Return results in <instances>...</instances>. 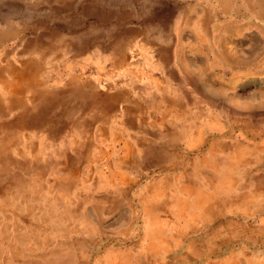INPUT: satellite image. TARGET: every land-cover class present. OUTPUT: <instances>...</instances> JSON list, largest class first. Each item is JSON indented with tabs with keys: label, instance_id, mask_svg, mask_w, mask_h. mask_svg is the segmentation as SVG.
<instances>
[{
	"label": "crops",
	"instance_id": "0c3cea01",
	"mask_svg": "<svg viewBox=\"0 0 264 264\" xmlns=\"http://www.w3.org/2000/svg\"><path fill=\"white\" fill-rule=\"evenodd\" d=\"M200 29L193 23L186 28V36L170 38L164 48L156 47L152 39L141 40L138 58L120 74L124 87L113 93L117 113L98 123L103 130L99 145L103 147L97 150L96 165L90 169L96 173L91 204L97 209L92 212L106 213L110 235H128L134 225V236L172 240L164 260L146 263L143 260L147 257L141 255L138 264H181L185 256V264H259L264 259V212H250L252 206L264 208V202L256 200L264 195V158L261 166L228 168L226 164L220 176L211 173L209 164L212 155L237 157L243 151L233 143L237 127L234 131L227 126L264 123V116H257L264 110V66H258L264 56V46L260 45L264 25L244 21L217 23L206 32ZM8 75L0 68V190L17 182L14 173L18 167H7L13 165L12 158L16 160L20 154L28 157L30 171H34V160L29 156L34 159L36 155V140L30 142L35 129L18 122L22 109L5 83ZM61 138L65 144L63 135L54 140L58 143ZM117 141L131 146V153L109 148ZM62 151L63 147L53 151L48 145L45 153L38 154L59 157V167H66L67 156L78 161V155ZM227 177L232 181L226 182ZM218 194L223 195V202L217 200L211 208V199ZM7 203L1 194L0 205ZM228 204L237 210L232 215L225 213ZM27 217L33 222V215ZM20 219L19 214H7L0 206V237H16L20 230L32 226L27 223L25 228ZM212 221L216 222L211 225ZM232 225L238 234L225 239L212 257L208 245L215 229ZM180 237L192 238L193 246H207L201 255L194 252L189 256L192 246L184 250L173 244V239L179 242ZM158 249L163 252L162 247ZM28 261L36 263L33 257Z\"/></svg>",
	"mask_w": 264,
	"mask_h": 264
},
{
	"label": "rangeland",
	"instance_id": "374dc122",
	"mask_svg": "<svg viewBox=\"0 0 264 264\" xmlns=\"http://www.w3.org/2000/svg\"><path fill=\"white\" fill-rule=\"evenodd\" d=\"M6 1L10 0H0V6ZM28 1L30 3L27 8L35 12L34 18L20 14L18 18H10L2 22L0 20V68H5L7 71H10L12 66L19 68L20 59L33 60L36 64L42 65L45 63L47 65L44 68H51V70L47 71L44 77L48 80L50 73L51 77H55L52 79L51 85H54V81L58 77L57 86H65L64 88L69 86L61 91L64 93L59 96L58 105L53 103L51 106L46 102L36 101L32 112L35 123L30 116L27 119L24 118V122L21 118L19 119L23 122H21L23 127L35 129L31 132L30 142L32 139L36 140L34 146L36 155L34 159L29 156L31 161L34 160V171H30L32 164L28 157L20 154L16 160L12 158L13 165L10 164L7 167H18V173H14L17 175V182L13 186L8 185L0 190L3 192L2 196L10 202L0 206L7 214H19V217L23 218L19 223L23 224L25 228L27 223H32V226L23 231L20 230L16 237H0V264H33L28 261L32 257L36 261L35 264H138L141 255L147 257V260H143L146 263L164 260L168 256L172 244L170 237L134 236L132 235L136 232L134 225L127 231L128 235H110L106 213L92 212V209H97L95 205L91 204V196L94 195L91 190L94 186L93 179L96 173L91 172L90 169L96 165V151L89 150L79 154L77 162L67 156L66 167L57 166L59 157L48 158L38 154L45 153L47 146H50L52 142L53 145L60 146L59 149L65 146L63 142H55L56 137L43 132L45 127L42 124L43 120L47 118L48 107H50V118H53V112L54 114L58 113V109L60 115L66 109L67 117L75 118L76 116L81 117L83 122L102 124L117 113L118 103L113 93L121 92L124 87L120 74L128 68L133 60L138 58L136 54L141 40L152 39L157 43L156 47L164 48L169 46L167 43L170 38L186 36V28L193 23L201 28V32H206L208 27L215 26L217 23L255 21L264 25V0H96L95 2L93 0L90 2L75 0L74 2L78 5V14L83 12V5L87 4L88 9L100 11L98 16L102 20H97L94 16L87 19L83 17V20H80L81 23L76 22L74 25L64 27L65 29L59 23H51L48 20L49 17L54 18L55 16L61 18L54 11L53 6L56 3H49L48 0H44L45 2L43 0ZM112 2L119 6L116 5L115 8L110 6ZM56 6L58 5L56 4ZM41 10H49L48 15H39L38 12ZM111 10L116 11L117 15L109 16L104 20V14ZM91 25H93L92 28H90ZM41 27L51 32L48 41H34L28 45L21 44L26 42L25 39L23 40L24 37L33 39L30 34L31 30H37L39 33ZM63 35L67 38L62 37ZM86 39L88 42L85 41ZM17 45L19 46L16 48ZM260 45L264 46V36L262 37V35L260 36ZM173 47L175 49L176 45ZM101 48L102 50H100ZM18 50L20 53L16 52ZM258 66H264V56L259 59ZM8 76V81H12L11 74ZM73 77L76 78V82L72 83ZM73 90L74 92H72ZM57 96L55 95L53 99H58ZM258 113L257 116H264V110L260 109ZM94 127L92 124L91 126L88 124L80 126L82 131L85 130L83 134L87 133V135L91 134L90 128ZM227 127L233 130L234 127H237V135H234L237 140L233 143L236 148H241L243 151L237 157L225 158L220 155H212L209 158L211 173L217 176L224 174L222 167L223 170H226V164H228V168L246 164L261 166L260 160L264 158V123ZM240 127L244 130L239 131ZM72 129L73 126L67 128V134L71 133ZM24 142V146L27 148V142ZM90 145L93 144L90 143ZM252 151L254 154L251 155ZM68 154L74 156L73 153ZM63 158L61 160L65 161ZM49 164L51 165L49 166ZM60 169L64 170L60 171ZM228 179L229 177L226 182L232 181H228ZM212 191L219 190L213 189ZM222 196L218 194L213 199L221 202ZM256 200L258 203H263L264 195L257 197ZM256 206L250 208L252 214L264 212V208H261L260 205ZM132 207L135 212L136 209L139 211L138 206ZM225 207V213L228 211L232 215L233 211H237L233 205L228 204ZM238 211L242 212L243 210L239 209ZM27 214L33 215V222L27 221L29 219ZM215 222L212 221L211 225ZM135 223L139 224V222ZM237 234L235 225L229 228L215 229L208 245L212 257L216 255L225 239L234 238ZM191 243L192 238L190 237H180L179 242L177 239H173V244L182 246L184 250L188 246H192L188 249L189 256H192L194 252L201 255L203 248L207 246L206 244L193 246ZM158 247H162L163 252L159 251ZM187 260L186 256L180 259L181 264H185ZM259 262V264H264V259ZM211 264L220 263L212 261ZM229 264L234 263L229 262Z\"/></svg>",
	"mask_w": 264,
	"mask_h": 264
},
{
	"label": "bare ground",
	"instance_id": "6f19581e",
	"mask_svg": "<svg viewBox=\"0 0 264 264\" xmlns=\"http://www.w3.org/2000/svg\"><path fill=\"white\" fill-rule=\"evenodd\" d=\"M44 1V0H43ZM46 1V0H45ZM44 1V2H45ZM49 3H56L58 6H53L54 8V11L56 12V15H60V17L58 16H55L54 18H51L49 17V21L51 23H59L63 28L65 27H69L68 25H74L76 22H80V20H83L82 18L85 17L86 19L88 17H96L97 20L100 18L98 15H99V12L100 11H96V9H88V5L85 4L83 5V12L79 13L78 14V5L76 4V2H74L75 0H48ZM54 1V2H53ZM92 0H85V2H90ZM94 2L96 0H93ZM37 2V0H36ZM41 2V1H40ZM28 3H30L28 0H23V1H19V0H10V1H6L3 3L2 6H0V20L1 22L6 20V19H10V18H18V15L22 14H26L28 15V17L30 18H34L35 16V12L33 10H29L27 8V5ZM32 4V3H31ZM83 4V3H82ZM33 5V4H32ZM119 4L115 3V2H112L110 3V6L114 7ZM87 6V7H86ZM102 6V4H101ZM121 6H123L121 4ZM32 7V6H31ZM81 11V10H80ZM49 10H41L39 13L42 14V15H48ZM104 12V11H103ZM83 14V15H82ZM115 14L117 15V12L114 11V10H111V11H107L104 16H103V19L105 20V18H108L109 16H115ZM51 16V15H50ZM122 16V15H120ZM48 17V16H47ZM119 17V16H118ZM126 17V16H125ZM84 18V19H85ZM121 18V17H119ZM23 20V19H22ZM99 20H102V19H99ZM12 21V20H10ZM47 21V20H46ZM120 21V20H119ZM37 23V21H36ZM35 23V25H36ZM105 23V22H104ZM14 24V23H12ZM41 24V22H40ZM9 25V24H8ZM7 26V24H6ZM79 26V25H78ZM77 26V27H78ZM93 25H91L90 28H92ZM77 27H75V29H77ZM48 28V27H47ZM64 28V29H65ZM146 28V27H145ZM74 29V30H75ZM104 29V28H102ZM107 29V28H106ZM29 30V29H28ZM39 30H41L39 33L38 31H34V30H29L30 31V34L31 36L33 37V39H36L35 41H48V39L51 37L50 36V33L51 32H48L44 27H41L39 28ZM43 30V31H42ZM70 30V29H69ZM78 30V29H77ZM65 31V30H64ZM68 33V31H67ZM53 34V33H52ZM55 34V33H54ZM90 34V33H88ZM87 34V35H88ZM100 34V33H99ZM76 36V35H75ZM104 36V35H103ZM36 37V38H35ZM62 37H65L67 38L65 35H63ZM81 37V36H80ZM83 37V35H82ZM92 37V36H91ZM90 37V38H91ZM101 38H103L102 36H100ZM93 38V37H92ZM16 39V38H15ZM26 40V42L24 43H21V44H24V45H28V44H31L30 40L31 38L30 37H27V38H23V40ZM95 39V38H94ZM93 39V40H94ZM223 39V38H222ZM91 40V39H90ZM92 40V42H93ZM98 40V39H97ZM16 41H18V39H16ZM60 41V40H59ZM87 41V39L85 40ZM96 41V40H95ZM21 42V41H20ZM88 42V41H87ZM58 43V42H57ZM70 43V42H68ZM7 44V43H6ZM16 44V43H15ZM20 44V45H21ZM59 44V43H58ZM107 44V43H106ZM91 45V44H90ZM105 45V44H104ZM19 45L16 46V48L18 47ZM63 46V45H62ZM103 46V45H102ZM34 47V46H33ZM106 47V46H105ZM15 48V49H16ZM84 48V47H83ZM99 48V47H98ZM97 48V49H98ZM42 49V48H41ZM17 50V49H16ZM31 50V49H30ZM88 50V49H87ZM102 50V48L100 49ZM106 50V49H105ZM3 51V50H2ZM27 51V50H26ZM4 52V51H3ZM16 52H19L16 51ZM39 52V51H38ZM42 52V51H41ZM59 52V51H58ZM61 52V51H60ZM95 52V51H94ZM101 52V51H100ZM20 53V52H19ZM43 53V52H42ZM103 54V53H102ZM37 55V54H36ZM23 56V55H22ZM29 56V55H28ZM44 56V55H43ZM5 58V57H4ZM57 58V57H56ZM15 60V59H14ZM8 62V61H7ZM20 62V67L19 68H15V66H12L10 67V71L9 74H11L12 76V81L10 82H6V84H8V90L11 92V96L13 98V100L15 101V103L18 104V106L24 111L20 110L19 112V115H20V118L23 120L24 118L27 119L29 116L31 117V120L33 121V117H34V114L32 113L34 108H35V103L36 101L37 102H40V101H43V102H46L48 105H51L54 103V105H58L59 104V96L64 93V92H61L65 89H67V85L66 88H64L65 86H57L56 85V82L59 81V78L57 77L56 78V81H54V85L52 84L51 85V82H52V79H54L55 77H51V73L49 74V78L48 80L44 77L45 76V73L48 71L51 70L50 69H46L44 68L46 65L44 63V65L42 64H36V62H34L33 60H29V59H20L19 60ZM5 63V62H4ZM107 64V63H106ZM110 65V64H109ZM99 66V65H98ZM102 66V65H100ZM105 67V66H104ZM68 68H71V66H68ZM111 69V68H110ZM81 72V71H80ZM106 72V71H105ZM42 73V74H41ZM76 73V72H75ZM57 74V73H56ZM48 75V74H47ZM46 75V76H47ZM7 76V75H6ZM5 76V77H6ZM109 76V75H108ZM43 77V78H41ZM105 77V76H104ZM72 80V83L73 81L76 82V78L73 77ZM91 80V79H90ZM95 81V80H94ZM93 81V82H94ZM82 82V81H81ZM92 82V81H91ZM259 84H262L263 80L260 79L259 80ZM107 83V82H106ZM81 84V83H80ZM97 84V83H96ZM95 84V85H96ZM94 85V84H93ZM78 86V85H77ZM75 86V87H77ZM112 86V84H111ZM74 87V88H75ZM109 87V86H108ZM36 88H39V89H36ZM42 88V89H40ZM89 88V87H88ZM2 89V88H1ZM111 89V88H110ZM109 89V90H110ZM113 89V88H112ZM75 90V89H74ZM74 90L72 92H74ZM83 90V89H82ZM107 90V89H105ZM90 91V90H89ZM7 92V91H6ZM36 92V93H35ZM68 92V91H67ZM83 92V91H82ZM90 94V93H89ZM8 95V94H7ZM55 95H58V99H53V97ZM93 95V94H92ZM99 95V94H98ZM65 96V95H64ZM72 96V95H71ZM70 96V98H71ZM90 96V95H89ZM96 96V95H95ZM93 97V96H92ZM6 98V97H5ZM80 98V96H79ZM91 100V98H89ZM88 99V100H89ZM93 99V98H92ZM69 100V99H68ZM79 100V99H78ZM8 101V100H7ZM6 101V102H7ZM66 101V100H65ZM72 101V100H71ZM81 101V100H80ZM232 101V100H231ZM239 101V100H238ZM5 102V101H4ZM5 102V103H6ZM86 102V101H85ZM8 103V102H7ZM10 103V102H9ZM76 103H77V100H76ZM97 103V102H96ZM122 103V102H121ZM238 103V102H237ZM40 104V103H39ZM87 104V103H86ZM85 104V105H86ZM43 105V104H42ZM99 106V104H97ZM126 105V104H125ZM131 105V104H130ZM6 106V105H5ZM241 106V105H240ZM44 107V106H43ZM46 107V106H45ZM75 107V106H73ZM238 107V106H237ZM242 107V106H241ZM8 108V105L7 107ZM39 108V107H38ZM42 108V107H41ZM98 108H101V107H98ZM109 108V107H108ZM31 109V111H30ZM56 109V108H55ZM70 109V108H69ZM96 109V108H95ZM104 109V108H103ZM139 109V108H138ZM17 110V109H16ZM77 110V109H76ZM109 110V109H108ZM129 110V109H127ZM153 110V109H152ZM19 111V110H18ZM43 111V110H42ZM75 111V110H74ZM92 111V110H91ZM97 111V110H96ZM15 112V111H14ZM31 112V113H30ZM36 112V111H35ZM49 112H50V107H48V113H47V118L43 120V123L45 125L44 129H46L45 131L47 132H43L45 134H49L51 135L52 137H56L58 138L59 135H63L65 137V146H64V151H62V153L64 154H68V153H73L74 155H79L81 153H84L85 151H96L99 150L101 147V145L99 144H102V141L100 142V138L102 136V127L99 126V124H95L94 122H83L82 118L81 117H76L75 118H72V117H67V111L66 109L63 110L62 112V115H60V112H59V109H58V113L57 114H54L53 112V118H50V115H49ZM89 112V111H88ZM102 112V111H101ZM110 112V111H109ZM108 112V113H109ZM228 112V111H227ZM225 112V113H227ZM256 112V111H255ZM42 113V112H41ZM84 113V112H83ZM128 113V112H127ZM70 114V112H69ZM89 114V113H88ZM87 114V116H88ZM106 114V113H105ZM13 115V114H12ZM16 115V114H15ZM41 115V114H40ZM73 115V114H72ZM83 115V114H82ZM90 115V114H89ZM94 116V115H93ZM99 116V115H97ZM125 116V114H124ZM7 117V116H6ZM8 118V117H7ZM13 118V117H12ZM35 118V117H34ZM85 118V117H84ZM111 118V117H110ZM264 118V117H263ZM42 119V118H41ZM91 119V118H90ZM102 119V118H101ZM100 119V120H101ZM9 120V119H8ZM124 120V119H123ZM93 121V120H92ZM151 121V120H150ZM18 122H22V121H18ZM24 122V120H23ZM34 123L36 121H33ZM202 122V121H201ZM15 123V122H14ZM41 123V122H40ZM94 125L95 127L92 129L90 128L91 130V134L90 135H87L86 134H83V131L85 130H81L80 126L83 125V124H88L91 126V124ZM104 124V123H103ZM109 124V123H108ZM150 124V123H149ZM110 125V124H109ZM15 126V125H14ZM73 126V129L72 131H70L71 133H68L67 134V128H72ZM109 128V126H107ZM124 129V128H122ZM109 130V129H108ZM207 130V129H206ZM110 131V130H109ZM132 131V130H131ZM119 132V131H118ZM125 132V131H123ZM128 133V132H127ZM142 133V132H141ZM234 133V132H233ZM107 134V133H106ZM132 134V132H131ZM222 134V133H221ZM130 135V134H129ZM231 135V134H230ZM254 135V134H253ZM68 136V138H67ZM259 136V135H258ZM134 137V136H132ZM137 137V136H136ZM254 137V136H253ZM140 138V137H139ZM143 138V137H142ZM125 139V138H124ZM141 139V138H140ZM62 141H58V142H63V139L61 138ZM253 140V139H251ZM256 140V139H255ZM55 141V140H54ZM107 141V139H106ZM158 141V140H157ZM209 141V140H208ZM90 143H92L93 145L91 146ZM103 143H106V142H103ZM123 142H120V141H117V142H113V144L111 146H109V148L113 149L114 151L115 150H126L128 152V154L131 153L132 151V147L129 146L127 143H124V145L122 146ZM105 146V145H104ZM55 147V150H58L60 148V146H58L57 144L56 145H53V142L52 144L50 145V149L53 150V148ZM14 149V148H13ZM104 149V148H103ZM46 151V150H45ZM125 151V152H126ZM136 151V150H135ZM61 152V151H60ZM118 152V151H117ZM121 152V151H120ZM100 154V153H99ZM118 154V153H117ZM69 155V154H68ZM5 156V154L3 155ZM62 156V155H61ZM113 156V155H112ZM90 157V156H89ZM76 158V156H75ZM54 171V170H53ZM139 175V174H138ZM232 179V178H231ZM139 182V181H138ZM261 190V189H260ZM262 193V192H261ZM139 194V193H138ZM137 194V195H138ZM176 194V193H175ZM133 196V195H132ZM238 198V197H237ZM239 199V198H238ZM247 200V199H246ZM60 201V200H59ZM211 208H214V204L215 202L217 201L216 199H211ZM229 201V200H228ZM233 201V200H232ZM237 201V200H236ZM249 201V200H248ZM253 201V200H252ZM58 202V201H57ZM140 204V203H138ZM88 212V211H87ZM90 215V214H89ZM186 219V218H185ZM82 224V223H81ZM196 226V225H195ZM63 232V231H62ZM64 233V232H63ZM191 233V232H190ZM28 239V238H27ZM31 239V238H30ZM119 243V242H118ZM115 249V248H114Z\"/></svg>",
	"mask_w": 264,
	"mask_h": 264
}]
</instances>
